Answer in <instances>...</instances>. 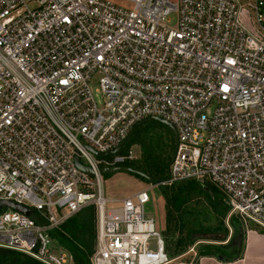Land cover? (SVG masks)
Wrapping results in <instances>:
<instances>
[{
  "label": "built area",
  "instance_id": "built-area-1",
  "mask_svg": "<svg viewBox=\"0 0 264 264\" xmlns=\"http://www.w3.org/2000/svg\"><path fill=\"white\" fill-rule=\"evenodd\" d=\"M119 1L0 0V201L31 211H0V249L72 264L50 233L93 206L91 264H171L146 190L103 196L100 170L136 159L110 153L147 118L176 133L161 186L208 182L264 231V0Z\"/></svg>",
  "mask_w": 264,
  "mask_h": 264
},
{
  "label": "trees",
  "instance_id": "trees-1",
  "mask_svg": "<svg viewBox=\"0 0 264 264\" xmlns=\"http://www.w3.org/2000/svg\"><path fill=\"white\" fill-rule=\"evenodd\" d=\"M139 127L134 130L127 141L130 142L125 144L126 148H123L121 152L126 153L131 149V146L138 144L141 157L137 161L139 168H135V170L147 175L152 180L151 184H159L158 188L161 190L165 202L168 221V234L166 233V235L177 234L178 236L174 249L175 257L180 256L185 249L194 244L195 236L215 235L220 238L217 242L223 244L229 235L228 229L224 225V220L229 213L224 195L222 194L220 199L215 198L212 193L214 186L210 183L200 184L195 181H185L174 183L171 186H161L160 184L168 179L176 139L173 132L168 129L169 137L167 136L163 142L161 140L156 141L152 135L140 141L138 140ZM160 148H164L168 153L160 150ZM201 196L206 200L207 211H212L215 215L217 220L215 227L203 226L201 217L206 214L203 211L204 208L199 209L193 203L195 198ZM229 225L234 231L230 240L224 245L201 246L197 252L199 258H215L223 263H232L241 258L243 247L242 250L238 251L234 240L237 237L238 229H242L243 226L234 217L230 218ZM50 236L71 257L72 264H91L90 259L96 248L95 208L90 206L81 210L66 220L58 229L53 230ZM165 237L167 238V236ZM0 264L41 263L23 254L0 249Z\"/></svg>",
  "mask_w": 264,
  "mask_h": 264
},
{
  "label": "rangeland",
  "instance_id": "rangeland-1",
  "mask_svg": "<svg viewBox=\"0 0 264 264\" xmlns=\"http://www.w3.org/2000/svg\"><path fill=\"white\" fill-rule=\"evenodd\" d=\"M107 1L114 3L116 5H119L121 7H127L125 3L119 0H107ZM171 1L173 3H176V0H171ZM245 1H250V0H245ZM169 20L170 21H169V24H167V26L170 28H175L176 23H177L176 13L171 14L169 17ZM96 89H97V86H93L94 99H95V102L99 105L100 98L96 94ZM168 129L172 131L168 126L155 122V121L145 123L139 127L138 140L142 141L143 139L149 138L150 135H152L153 137H155L156 141L161 140V142H163L164 140H166L167 136L169 137ZM129 142H127L126 145ZM123 148L125 149L126 146ZM131 150L136 156V159L134 160L136 162L134 163V161L133 162L130 161L124 164V166L135 170V168H139L137 161L140 160L141 151H140L138 144L131 146ZM160 150L164 152L167 151L164 148L162 149L160 148ZM206 183L208 182H203L202 184H206ZM145 190L149 197V202L144 205V209H143L144 214L145 216H147L148 218H151L154 221V231L158 233L162 237V239H164L167 255L172 260L171 264H227V263L220 262L218 259H215V258H210V259L209 258L207 259L199 258L197 256V252L201 246L224 245L230 240V238L234 235V231L229 225L230 219L228 217L225 218L224 225L227 227L229 235L223 244H220V242H217L220 238H218L215 235H207L204 237L195 236L194 244L191 247L185 249L180 256L175 257L176 252L174 249H175V244H176V240L178 239V236L177 234H175L176 236L166 235L167 230H168V224H167L168 221L166 217L165 202L162 198L161 190L156 186L151 187V183H149L148 181H146L145 179L139 176H136L130 173L120 172L114 175L103 176V196L105 199L119 201L122 199L129 198ZM212 193H213V196L217 199H220L223 196L220 190L216 189L215 187L212 188ZM193 203L195 207H198L199 209L204 208L203 211L206 214L205 216L202 215L201 217L203 226L215 227L217 225V220L212 211H209V210L207 211L208 208L206 209L207 206H206L205 198L203 196L199 198H195L193 200ZM117 207H119L118 203L107 204L106 206L107 209L117 208ZM5 210H10V209H5ZM242 229L244 232L242 247H243V252L245 253V249L247 246V237H249L248 234L251 232H255V233L264 235V231L253 225H249L247 228L243 226ZM165 236H167V238ZM234 244L235 245L237 244L236 239L234 240ZM150 247H151L150 249H155L154 241L150 242ZM52 249L54 251H58L60 249L58 243H56L54 240L52 242V245L50 246V250ZM251 249H253V252H254L253 255L245 260L243 258L244 253H242L241 258L239 259L242 261H239L236 264H264V246L255 245L251 247Z\"/></svg>",
  "mask_w": 264,
  "mask_h": 264
},
{
  "label": "water",
  "instance_id": "water-1",
  "mask_svg": "<svg viewBox=\"0 0 264 264\" xmlns=\"http://www.w3.org/2000/svg\"><path fill=\"white\" fill-rule=\"evenodd\" d=\"M158 122V123H161L163 125H166L168 126L175 138H176V133H175V130L173 129V127L167 123L166 121L164 120H161V119H158V118H147V119H144L140 122H138L134 128L132 129V131L128 134V136L122 141V143L119 145L118 148H116L114 151H112L110 153V155H114L116 154L120 149H122L124 147V145L127 143V141L129 140V138L131 137L132 133L134 132V130L145 124V123H148V122ZM93 154H95L96 156L98 157H105L106 155L105 154H97V153H94L92 151ZM75 163H76V166L78 167V169L80 171H82L83 173L85 174H88V175H92V172L89 168H86L84 166H82L79 162L78 159L75 160ZM120 172H124V173H130V174H133V175H136V176H139L143 179H145L146 181H148L149 183H152V180L145 174L137 171V170H133L131 168H128V167H116V168H110V169H101L100 170V174L105 176V175H114V174H117V173H120ZM3 209H11V210H14L16 212H19L27 217H30L31 216V211L29 209H27L26 207H23V206H20V205H16L12 202H7V201H0V211L3 210ZM243 237H244V232H243V229H238V232H237V237H236V242H237V248H238V251L241 250L242 248V242H243Z\"/></svg>",
  "mask_w": 264,
  "mask_h": 264
},
{
  "label": "crops",
  "instance_id": "crops-1",
  "mask_svg": "<svg viewBox=\"0 0 264 264\" xmlns=\"http://www.w3.org/2000/svg\"><path fill=\"white\" fill-rule=\"evenodd\" d=\"M249 237H247V246L245 249V253L243 254V258L246 260L247 258L251 257L253 255V249H251V247L258 245V246H264V235L255 233V232H251L248 234ZM207 259V258H205ZM210 259V258H209ZM239 261L242 260H236L232 263H227V264H236ZM244 261V260H243ZM211 262V261H210Z\"/></svg>",
  "mask_w": 264,
  "mask_h": 264
}]
</instances>
